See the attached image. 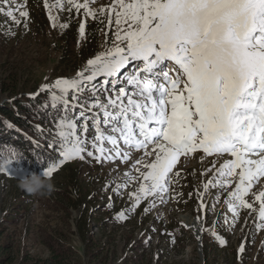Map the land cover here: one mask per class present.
Wrapping results in <instances>:
<instances>
[{"label":"snow or ice","instance_id":"6c2138e0","mask_svg":"<svg viewBox=\"0 0 264 264\" xmlns=\"http://www.w3.org/2000/svg\"><path fill=\"white\" fill-rule=\"evenodd\" d=\"M93 3L44 0L53 29L69 27L59 22L54 9L77 14L83 10L85 18L106 14L113 38L74 77L57 78L30 94L35 99L48 93L50 106L59 105L63 113L56 122L60 159L44 168L42 176L51 178L63 164L84 161L85 153L98 164L117 160L125 164L141 153L130 165L137 175L126 170L124 182L112 191L122 195V188L139 181L138 189L129 193V211L149 201L144 208L147 214L157 202L165 203L171 185L178 183L174 176H180L181 158L187 160L197 152L203 153L201 160L228 156L203 184L204 192H198L199 211L204 213L203 197L209 188L227 190L238 177L225 200L233 219L224 222L234 227L239 210L250 209L258 213L257 229L264 228V190L253 192L257 185L264 187V0H111L98 10L91 7ZM0 15L16 26L23 18L27 29L26 0H0ZM78 36V44L86 42L84 22ZM129 66L132 70L126 71ZM90 129L94 130L92 150ZM20 160L23 156L14 151L4 162V172L9 174L8 166ZM109 187L106 182L105 189ZM250 193L252 203L246 199ZM116 219L124 221L128 216L121 210ZM202 219L198 215L197 223ZM198 231L205 229L201 226ZM212 235L221 247L227 245L214 229ZM244 251L241 243L238 257Z\"/></svg>","mask_w":264,"mask_h":264},{"label":"rangeland","instance_id":"374dc122","mask_svg":"<svg viewBox=\"0 0 264 264\" xmlns=\"http://www.w3.org/2000/svg\"><path fill=\"white\" fill-rule=\"evenodd\" d=\"M19 2L24 3V0ZM49 2L54 3L55 0ZM110 3L111 0H95L91 7L98 10L101 7L106 8ZM26 10L29 11L27 29L24 27L23 18H20L22 23L16 26L8 17L0 15V88L2 83H9L10 78H14L22 91L31 97L30 94L37 93L43 84H52L57 78L74 77L88 59L104 51L112 42V32L106 27V14L99 19H92L85 18L83 10L77 14L75 10L71 13H57L54 9V14L59 15L60 23H69L68 29L61 30L59 27H51L44 0H26ZM16 15L18 16V13ZM81 22L86 25L87 39L86 42L78 44V28ZM9 28L15 33L14 36L9 33ZM41 100L43 107H37L31 119L38 134H44L41 142L52 143L58 139L56 122L61 111L59 105L56 108L50 106L48 95L47 98L41 97ZM8 103L9 96L0 89V108H6ZM76 111L79 112V109ZM5 124L6 128H0L2 136L7 132L18 131L14 124L7 121ZM20 129L23 130L21 127ZM23 132L32 144L40 142V135ZM93 135L94 130L90 129L87 134L89 150H92L90 142ZM7 141L16 144L20 149L17 151L15 148H8L5 151L7 157H0V247L4 246L12 254L14 264H41L49 256L50 248L71 249L75 260L88 264L86 244L92 234L99 235L101 246L109 240H114L119 252L118 257L126 249V238L132 237L126 253L131 255L130 249L140 242L147 259L153 260L152 264H235L234 252L237 253L238 264H243V254L247 256L245 245L248 238L250 244L247 252L250 259L246 264H264V228L256 227V224L260 223L257 220V211L240 209L239 219L234 227L224 222L225 218L229 222L233 219L225 200L228 193L235 188L238 177L233 178L232 188L227 190L219 187L209 188L203 197L206 204L204 213L199 211L198 192H204L203 184L213 177L225 160L230 159L228 156L205 157L201 160L203 153L197 152L187 160L181 158L177 165L180 176H174L178 183L171 185L166 202H157V206L145 214L144 208L148 206L149 201H142L134 212L129 211V193L138 189L139 181L130 184L126 189L122 188V195L112 191L116 184L124 182L123 173L131 170L130 165L141 153L133 154L132 160L125 164H121L119 160L115 163L98 164L85 153L84 161L77 159L67 162L51 177L57 191L51 195H30L18 187L20 179L31 176L23 160L13 161L8 166L9 174L4 172V162L12 157L14 151L24 157L30 155L26 152L27 146L16 138L10 137ZM105 146L110 147L107 144ZM57 155L60 159L58 151ZM213 161L216 162L214 168ZM209 168L212 170L206 175H201ZM131 172L133 176L137 175L134 170ZM113 181L115 183H112ZM106 182L110 183L107 189ZM260 190H264V187L257 185L253 192ZM173 196L175 199L171 198ZM246 199L252 203L254 195L250 193ZM254 208L258 210L259 204L254 203ZM121 210L125 211L128 219H116ZM83 214L90 220L85 229L87 236L85 231L79 230V224L83 225V221L79 222ZM184 215L192 219H196L198 215L204 216L205 231L200 240L188 227L183 226ZM107 220L109 225L106 227V235H100V224ZM213 229L217 235L227 240L226 246L221 247L218 244L212 235ZM113 231L116 232L114 236ZM168 233L173 235L169 236ZM241 243L244 244L245 251L238 257ZM105 252L111 255L112 248L105 246ZM162 253L164 256L159 262Z\"/></svg>","mask_w":264,"mask_h":264},{"label":"trees","instance_id":"16d2710c","mask_svg":"<svg viewBox=\"0 0 264 264\" xmlns=\"http://www.w3.org/2000/svg\"><path fill=\"white\" fill-rule=\"evenodd\" d=\"M3 93L9 96V103L6 105V108H0V128H6L5 121L14 124L17 127L18 131L7 132L6 135L2 136L0 134V153L2 158H6L7 154L5 151L8 148H15L17 151L20 149L16 144H11L8 142V138H16L19 141H22L24 145L27 146L26 152L30 155L23 156V162L26 164L25 168L28 172L36 175H42L44 168L51 165L52 163H58L59 157L57 155V151L59 152V140L56 139L53 148H49V142L46 141L44 143L41 142L42 136L41 133L38 134L37 129L32 121V117H34V110L37 109L41 105V97L47 98L48 93L41 92L35 99L29 97L26 92L22 91L18 84L15 83L14 78H10L9 83L5 81L2 83V87L0 88ZM43 107V104L41 105ZM63 113H60V116ZM23 128L22 129H20ZM5 130V129H4ZM23 131L28 132L30 135H40L39 143L32 144V141L27 140V136ZM2 132V131H0ZM47 140V139H45ZM53 143V142H52ZM54 148L56 150H54ZM31 150V151H30ZM31 152V153H30ZM71 178V176L69 177ZM70 181V179L68 180ZM83 221V225L79 224V230L84 232L89 225V218L85 217L84 214L80 218L79 222ZM109 225V221H104L100 224L101 232L100 235H106V227ZM87 236V231H85ZM115 231H113V236L115 235ZM132 237L126 238V246L125 251L122 252V255L118 257L117 244L112 240H109L107 244L101 246L99 235L92 234L90 235V239L86 244L87 254L89 256L88 264H105L114 263V264H152L153 260H148L145 251H142V243L135 244L130 251L132 250V254L129 255L126 253L127 247L129 246V242ZM250 244L249 239L247 238L246 252L247 256L243 254V264H246L248 259H250V255L247 252L248 245ZM105 246L112 248V254L108 255L105 252ZM59 252V253H57ZM128 252V251H127ZM73 252L71 249L63 248V249H49V256L41 263V264H83V262L77 261L73 258ZM164 254L162 253L159 258V262L162 261ZM234 263L237 262V253H233ZM207 258V257H206ZM65 261L67 263H65ZM0 264H14V257L12 254L3 246L0 247ZM35 264H39L38 262ZM227 264V263H226Z\"/></svg>","mask_w":264,"mask_h":264},{"label":"clouds","instance_id":"9594fccd","mask_svg":"<svg viewBox=\"0 0 264 264\" xmlns=\"http://www.w3.org/2000/svg\"><path fill=\"white\" fill-rule=\"evenodd\" d=\"M18 187L30 195H51L53 192L57 191L56 186L51 181V178L36 174L20 179Z\"/></svg>","mask_w":264,"mask_h":264},{"label":"bare ground","instance_id":"6f19581e","mask_svg":"<svg viewBox=\"0 0 264 264\" xmlns=\"http://www.w3.org/2000/svg\"><path fill=\"white\" fill-rule=\"evenodd\" d=\"M204 219H202L200 221V223L198 224L197 223V220L196 219H192L190 218L188 215H184V218H183V224L184 225H190V226H194V227H188L194 234L196 237L199 236V240L203 237V232H199L198 229L203 226V228H205V223L203 221ZM198 239V238H197Z\"/></svg>","mask_w":264,"mask_h":264},{"label":"water","instance_id":"95a60500","mask_svg":"<svg viewBox=\"0 0 264 264\" xmlns=\"http://www.w3.org/2000/svg\"><path fill=\"white\" fill-rule=\"evenodd\" d=\"M200 247H201V249H202V242H200ZM202 255V254H201Z\"/></svg>","mask_w":264,"mask_h":264}]
</instances>
